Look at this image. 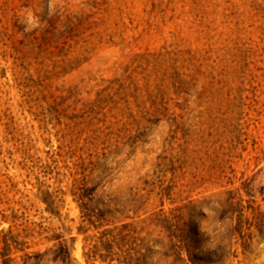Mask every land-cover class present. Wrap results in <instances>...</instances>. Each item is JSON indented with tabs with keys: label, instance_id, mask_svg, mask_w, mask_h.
<instances>
[{
	"label": "rangeland",
	"instance_id": "obj_1",
	"mask_svg": "<svg viewBox=\"0 0 264 264\" xmlns=\"http://www.w3.org/2000/svg\"><path fill=\"white\" fill-rule=\"evenodd\" d=\"M173 213L264 264V0H0V264H128Z\"/></svg>",
	"mask_w": 264,
	"mask_h": 264
},
{
	"label": "trees",
	"instance_id": "obj_2",
	"mask_svg": "<svg viewBox=\"0 0 264 264\" xmlns=\"http://www.w3.org/2000/svg\"><path fill=\"white\" fill-rule=\"evenodd\" d=\"M85 189V188H84ZM84 197L90 198L95 192V188L92 189H85ZM105 215L104 213L101 216ZM161 226L163 230H166L170 233V239L168 242H164V239L161 240H151L147 242L146 239H142V244L139 247L140 249H134L135 254L132 255L128 253V264H133L134 262L145 261L146 259L150 258L151 256L159 257V261L157 264H213L222 259L225 256L223 254H217L216 252H206L204 253L203 250H200L204 256H200L196 253L202 247V243H204V239L202 237L205 236L204 233H200L199 226L194 228L189 227L187 223H183V218L181 215H175L174 213L171 214L169 217H166L161 220ZM127 226H124L123 230L127 229ZM231 232V231H230ZM113 239L108 242V248L112 249L113 244L116 243L118 246H126L129 243V238L123 233H119L116 236L112 237ZM57 236L49 238V240H58ZM137 240V239H136ZM153 243L159 247V250H154L152 246L149 244ZM142 249H146V253H142ZM222 251V247L217 249L218 251ZM67 252V248L60 244V246L53 250H49L46 254L47 257V264H57L59 261L65 262L66 258L64 254ZM187 253L188 258H183V254ZM139 256V257H137ZM213 256L217 257L218 260H213ZM136 257V258H135Z\"/></svg>",
	"mask_w": 264,
	"mask_h": 264
}]
</instances>
